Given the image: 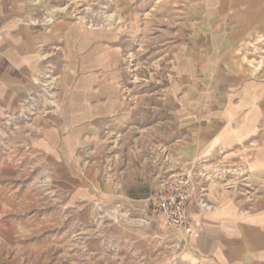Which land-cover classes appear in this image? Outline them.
<instances>
[{"label": "crops", "instance_id": "0c3cea01", "mask_svg": "<svg viewBox=\"0 0 264 264\" xmlns=\"http://www.w3.org/2000/svg\"><path fill=\"white\" fill-rule=\"evenodd\" d=\"M113 6L124 28L88 30L67 17L36 28L31 0H0V112L36 91L47 69L60 75L59 115L36 121L45 130L33 150L50 163L51 205L81 212L78 238L60 234L66 253L81 249L82 264H264V0ZM141 48L162 49L160 106L122 99L125 51ZM219 162L242 166L249 189L204 182L203 167ZM196 166L186 234L152 215L148 199ZM34 182L7 189L30 193Z\"/></svg>", "mask_w": 264, "mask_h": 264}, {"label": "rangeland", "instance_id": "374dc122", "mask_svg": "<svg viewBox=\"0 0 264 264\" xmlns=\"http://www.w3.org/2000/svg\"><path fill=\"white\" fill-rule=\"evenodd\" d=\"M31 3L36 10L27 22L36 28H46L61 17L88 30H97L104 25L111 29L127 25L124 17L115 14V0H57L56 4L49 0H31ZM161 57L160 48L125 51L121 91L128 107L163 104L165 98L161 90L167 88L169 81ZM60 82V75L52 68L47 69L35 79L36 91L28 92L11 110L0 112V264H82L85 257L81 249L67 254V242L59 239L66 231L78 238L76 234L82 228L79 224L81 212L51 205L48 201L50 163L33 150V143L45 130L36 121L59 115ZM166 104L171 110L177 103L171 98ZM138 115L139 119H146L145 113ZM150 117L157 120L162 116L159 112ZM203 169L208 170V175L202 176L204 182H214L222 188L235 187L241 193L243 189H249L247 171L242 166L219 162ZM200 171L202 166L190 171L194 186L198 185L196 178H200ZM29 179L35 181L34 191L30 193L14 190L12 186L7 189L9 185ZM204 193L205 188L200 187L199 200H203ZM99 213L94 210L90 213L91 219L97 222ZM170 248H175L173 242ZM138 260L142 262L141 258Z\"/></svg>", "mask_w": 264, "mask_h": 264}, {"label": "built area", "instance_id": "2783aa9c", "mask_svg": "<svg viewBox=\"0 0 264 264\" xmlns=\"http://www.w3.org/2000/svg\"><path fill=\"white\" fill-rule=\"evenodd\" d=\"M194 182L190 172H181L160 183L154 193L149 197V210L154 216L161 217L168 227L179 229L190 234L188 217L189 206ZM198 204L207 209L205 202L200 199ZM167 264H175V257L167 258Z\"/></svg>", "mask_w": 264, "mask_h": 264}, {"label": "bare ground", "instance_id": "6f19581e", "mask_svg": "<svg viewBox=\"0 0 264 264\" xmlns=\"http://www.w3.org/2000/svg\"><path fill=\"white\" fill-rule=\"evenodd\" d=\"M74 8H75V7H74ZM78 9H79V8H78ZM78 9H77V10H78ZM76 13H77V11H76ZM74 14H75V13H74ZM78 18H79V17H78ZM119 22H120V21H119ZM47 86H49V84H47Z\"/></svg>", "mask_w": 264, "mask_h": 264}]
</instances>
